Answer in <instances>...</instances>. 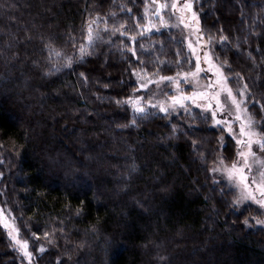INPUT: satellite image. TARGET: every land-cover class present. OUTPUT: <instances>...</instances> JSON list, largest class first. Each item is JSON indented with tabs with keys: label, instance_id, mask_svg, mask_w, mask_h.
<instances>
[{
	"label": "trees",
	"instance_id": "16d2710c",
	"mask_svg": "<svg viewBox=\"0 0 264 264\" xmlns=\"http://www.w3.org/2000/svg\"><path fill=\"white\" fill-rule=\"evenodd\" d=\"M123 2L136 16L145 4L0 0V153L7 166L0 201L28 231L38 264H264V227L253 219L260 209L232 207L231 190L213 183L209 171L221 129L183 110L167 117L150 111L131 125L132 108L116 103L137 88L129 63L138 64L118 50L121 37L98 42L72 68L46 74V43L73 55L69 34L79 42L90 17L116 12L117 21L132 23L134 13L117 7ZM195 5L205 34L228 38L215 43L216 51L259 101L251 107L264 131V0ZM162 38L158 59L167 64L160 73L171 75L177 45L168 33L151 36ZM221 150L228 161L235 158L228 136ZM0 264H22L1 225Z\"/></svg>",
	"mask_w": 264,
	"mask_h": 264
},
{
	"label": "snow or ice",
	"instance_id": "6c2138e0",
	"mask_svg": "<svg viewBox=\"0 0 264 264\" xmlns=\"http://www.w3.org/2000/svg\"><path fill=\"white\" fill-rule=\"evenodd\" d=\"M120 9L122 12L131 13L132 11L123 4L120 5ZM117 15L116 12H110L105 17L99 15L90 17L85 22V27L81 29L82 38L79 42L77 37L69 34L68 42L73 48V55L64 54L51 42L46 43L44 47L49 54L48 60L52 63L51 71L46 74L59 72L62 68H72L74 63L83 62L86 57L93 55L97 42L111 44L113 43L111 37H126L128 43L121 40L118 50L122 54H130L131 58L137 62L138 68H133L131 63H129V68L138 86L134 89L133 94L123 101L117 100L116 103L132 108L134 118L131 125L136 124L135 116L146 117L149 114H154L150 113V109L157 110L167 117L178 110L190 113V105H194L200 109L202 119L210 118L212 126L219 127L222 132H227L237 146L235 159L229 163L221 153L215 157L212 167L209 169L214 175L219 174L223 177L227 181L229 190L234 192L231 201L232 207H239L246 202H254L264 209V131L258 130L257 121L248 108L249 103H259V101L250 99V89L246 82L238 84L235 89L230 85V80L243 81V76L239 73L235 76L227 75L224 70L226 67L230 68L227 61L216 63L217 58L212 52L214 43L224 44L228 38L220 36L217 41L216 37L205 34L199 15L194 10L193 0H145L144 15L134 21L135 34L128 30L126 21L116 20ZM109 17L114 21L111 25ZM173 18L176 23L170 24L168 21ZM141 20H144L145 23L141 24ZM168 27L181 28L182 31L187 30V34L182 37V42H186L188 54L181 57L180 51L177 50L178 59L175 62V67L182 69L184 64H187L189 68L185 71L178 70L174 75H161V69L167 62L160 61L158 58L154 61L141 59L138 50L141 54L150 53L145 49L144 44H140L138 41L143 39L146 34ZM102 33H108L110 39L104 41ZM53 57L57 59L53 60ZM149 64L154 69L151 72L147 68ZM168 66L172 65L168 64ZM202 74H210L203 84L200 83ZM80 75L86 82L87 77L83 73ZM168 85L172 86L169 88V92L174 91L175 94L169 95L168 92L163 91L161 86L167 87ZM182 85H187L192 88V91L188 93ZM151 86H155V92L152 91ZM139 92L145 94L137 95L136 93ZM161 95L163 99H158L157 97ZM261 107L264 108V105ZM236 126H238V130ZM175 130V126H173V131ZM223 140L224 137L221 136L222 146ZM193 145L194 147L198 146L195 141H193ZM254 146L260 150L262 155H258L254 151ZM199 158L205 161L207 159L204 154H200ZM220 182L213 180V183ZM253 219L256 225L264 226V219ZM14 221V217L10 221L4 216V209H0V225L8 230L12 245L31 264L33 254L29 251V243L27 240L19 238L20 229ZM248 223L246 218L244 224L248 225ZM50 235L49 232L44 233L46 239ZM33 236L36 240L40 239L35 233ZM49 242L52 241L49 239ZM44 251L45 248L41 246L39 252L43 253Z\"/></svg>",
	"mask_w": 264,
	"mask_h": 264
},
{
	"label": "rangeland",
	"instance_id": "374dc122",
	"mask_svg": "<svg viewBox=\"0 0 264 264\" xmlns=\"http://www.w3.org/2000/svg\"><path fill=\"white\" fill-rule=\"evenodd\" d=\"M196 1H197V0H193V7H194V10L197 12V10H196V5H195ZM117 3H118V2H117ZM122 4L125 5L126 2H123ZM122 4L117 5V7H118L119 10H121V9H120V5H122ZM143 6L145 7V4H143ZM144 7L141 9V12H140V14H142V15L139 14V15H137V16H136L137 13H134V9H133V8H130V9L132 10L131 12H133V13L135 14V15L133 14V16H132V23L129 24V25L127 24V25H128V30H129L130 32H132V34H135V31H136V29L134 28V21L137 20V19H139L140 17H142V16L144 15ZM165 18H166V20L168 19L167 16H166ZM118 21H119V20H118ZM120 22H124V21H120ZM140 22H141V24H144V23H145L144 20H141ZM168 22H169L170 24H175V23H176V21H175L174 18H173L172 20H169ZM112 23H114V22H110V19H109V24L111 25ZM101 27H103L102 24H101ZM155 33H158V34L168 33L169 35H171V36L173 37V38H172V41H173L174 43H176V45H177V46H175V52H177V50H179V51H180V56H181V57H184L185 55L188 54V49H187V46H186V42H182V37L185 36V35L187 34V30H183V31H182L181 28H177V27H168V28H161L160 31H153V32L150 33V34H146V35L144 36L143 39H140V40L138 41V43H140V44H144L145 49H147L148 52L150 53L149 56H148V54H147V57H149L150 59H154V60H156L157 58H160V57H159V51H163V50H165L164 47H162V46H160L159 44H157V43L162 42V41L164 40L165 36H164V38H162V39H160V40L154 41V40L151 39V36H152V34H155ZM107 34H108V33H102V36H103L104 41L107 40V38H104ZM121 38H122V40L127 41V38H126V37H121ZM97 43H98V42H97ZM217 47H218V45H215V43H214V44H213V47H212V52H213L214 56L217 58V59H216V63H221V62H223V61H225V60H223V59L220 57V54L216 51V48H217ZM138 55H140L141 59L146 60V58L144 57L145 54H141V53L139 52V50H138ZM177 59H178V57L175 56L174 61L176 62ZM147 60H148V59H147ZM152 61H153V60H152ZM227 64H228V63H227ZM193 66H194V65H193ZM188 68H189V66H188L187 64H184V66H183L182 69H177V68H176L175 72L178 71V70H180V71H185V70H188ZM224 70H225V73H226L227 75L235 76V73H234L230 68L226 67ZM175 72H174V73H175ZM160 74H161V75H164L163 73H160ZM171 75H174V74H171ZM208 76H210V74H208V75H204V74H202L201 79H200V83H201V84L205 83L206 80L208 79ZM229 83H230V85L235 89V88L237 87L238 84H242V83H244V81L230 80ZM137 86H138V85H137ZM151 87H152V91L155 92V91H156L155 86H151ZM161 87L163 88V91H164V92H168L169 95L175 94L174 91L169 92V88L172 87L171 85H168L167 87H164V86H161ZM182 87H184L185 90H186L188 93H190V92L192 91V88L188 87L187 85H182ZM144 94H145L144 92H139V93H137V95H144ZM148 95H151V93H148ZM249 95H250V99H253V97H251V93H250ZM157 98H158V99H163V96L161 95V96H158ZM251 104H252V103H249V105H248L249 112L252 113L253 117H254L255 120L257 121L258 130L263 131V130H262V123H261L262 120H260V119L257 118V114H255V112L252 110ZM190 108H191V112H190V113H193V112L198 111V112L201 114L200 109L196 108L194 105H190ZM149 111H152V112H155V113H159L157 110H151V109H150ZM178 111H180V110H178ZM201 115H202V114H201ZM209 119H210V118H209ZM210 121H211V119H210ZM211 125H212V121H211ZM236 127H237V130H238V126H236ZM215 128H219V127H215ZM219 129H220V128H219ZM226 136H228L229 138H231L230 135H229L227 132H223V137H226ZM231 139H232V138H231ZM232 140H233V139H232ZM233 141H234V140H233ZM234 143H235V142H234ZM223 144H224V140H223ZM235 145H236V144H235ZM221 147H222V145L220 144V148H219V150L216 152V156H218V155H220V154L222 153ZM236 147H237V146H236ZM254 151H256L258 155H262L261 152H260V150H259L257 147H255V146H254ZM222 154H223V153H222ZM216 156H215V157H216ZM223 156H224V154H223ZM224 157H225V156H224ZM235 157H236V155H235ZM234 159H235V158H234ZM227 160H228V159H227ZM3 161H4V158H3V156H2L1 153H0V166H1V168H2V169L0 168V173H2V175L5 174L6 167H7L6 165L3 164ZM228 162L230 163V161H228ZM214 176L216 177L214 180H216V181H221L220 184H221L225 189H228V190H229V186H228V184H227V181H226L223 177H221L219 174H215ZM2 178H3V177L0 176V182H1V179H2ZM218 178L221 179V180H219ZM1 189H2V188H0V193H1ZM231 195H232V198H233V195H234V192H233V191H231ZM4 197H5V196H4ZM248 205H252V206H254V207L260 209L259 217H257V218H259V219H264V209H261V208H260L258 205H256L254 202H246L245 204L239 206V209L244 208V207H246V206H248ZM0 209H4V216H5L7 219H9L10 221H11V218H12V217L15 218V221H14V222H15V225L20 229V236H19V238L22 239V240H27V241H28V243H29V251L32 252V254H33V255H32V261H31V264H38L37 261H36V255H37V253H36V252L34 251V249H33V243H32V241H31L30 237H28V235L25 234V233H28V231H26V228H23V227H22V223H21V221H20V218H18V216H16V213H15L14 210L11 208V205L9 204V202H7L6 199H4V200L1 199V201H0ZM258 226H260V225H258ZM1 227H2L3 230L5 231V233H6L7 237H8V240L10 241V245H11L12 249H13V250L17 253V255L19 256V258H20V260H21V263H22V264H29L28 259L25 258V257H23L22 254H21V252H20L17 248H15V247L12 245V242H11L9 236H8V230L5 229L2 225H1ZM261 227L263 228L264 226H261ZM28 234H29V233H28Z\"/></svg>",
	"mask_w": 264,
	"mask_h": 264
}]
</instances>
